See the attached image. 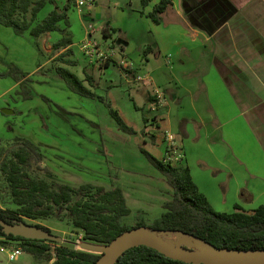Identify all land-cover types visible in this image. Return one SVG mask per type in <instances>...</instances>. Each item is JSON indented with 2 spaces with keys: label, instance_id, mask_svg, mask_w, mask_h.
<instances>
[{
  "label": "rangeland",
  "instance_id": "1",
  "mask_svg": "<svg viewBox=\"0 0 264 264\" xmlns=\"http://www.w3.org/2000/svg\"><path fill=\"white\" fill-rule=\"evenodd\" d=\"M67 1L56 0V3L63 6ZM88 1H92L95 7L94 0ZM110 1L100 2L99 16L93 19L85 16L88 6H83L82 12H79L77 0H72L69 11L74 51L72 58L77 61V65H67L56 59L58 54L53 53L52 46L62 37L61 33L51 32L37 38L29 33L20 36L13 28L0 24V163L11 155V149L17 143L16 136L27 138L39 145L44 155L30 168L33 176L56 185L70 184L76 188L85 183L104 186L106 189L120 186L132 210L130 215L123 218V222L134 226L139 216L148 223L159 217L165 211L164 203L172 198L173 189L162 172L140 151L143 147L159 159L163 154V158L167 157L163 142H167L166 134L157 125L160 120L159 113H156L158 106L152 111L153 101L148 100V94L153 95L154 89L158 86L154 88L149 86L153 89L148 90L144 87L143 81L132 76L126 77L132 81L128 83L119 64H111L105 70L101 68L108 60L121 61L117 56L121 51L114 50L113 41L110 39L106 41L101 35L102 24L110 21L116 31L114 39L127 37L129 54L126 58L132 60L136 66L143 67L141 74L151 72L154 63L149 64L144 58L146 47L143 44L150 36L147 32L150 22L141 18V11L138 8L144 9V6L140 0L132 2L118 0L125 6L124 10L121 8L113 10ZM53 8V4L46 5L39 13L38 20L44 19ZM89 25H94L96 30L93 35L101 41L98 42V49L91 53L81 47L86 27ZM107 44L110 45L109 49L106 48ZM149 58L151 59V55ZM162 65L164 69L165 63ZM14 66L28 73L30 80L24 85L9 74L15 71L12 69ZM57 66L65 67L81 79L86 76L84 71L93 75L96 87H91L87 81H84V84L91 88L97 97L83 96L70 89L67 82L58 74ZM15 74L16 77L23 79L21 74ZM25 89H30L28 98H24ZM161 90L164 92L163 88ZM99 96L107 98L124 121L138 130V133L129 134L121 130L110 114L109 107ZM55 103L72 113L68 120L58 115ZM6 108L13 110L14 113H5ZM171 118L175 122L173 114ZM181 123L180 121L179 126L177 124L171 131L176 132L179 128L180 132ZM157 138L160 140L158 144ZM181 161L176 160L173 163L182 167ZM80 198L81 195H74V200ZM0 207L10 210L19 207L1 170ZM24 220L28 224L48 227L54 234L66 240L62 244L71 248L81 250L75 245V242L79 241L101 244L85 240L84 232L73 227L68 211L63 213L61 218L25 217ZM173 240L176 243L179 241L177 236ZM4 241L6 243L2 245L9 248L22 246L16 239L4 238ZM181 246L196 249L195 242L184 243ZM22 248L24 250L23 246ZM0 264H52V262L47 259L38 260L24 250L17 261L9 260L0 252Z\"/></svg>",
  "mask_w": 264,
  "mask_h": 264
},
{
  "label": "crops",
  "instance_id": "2",
  "mask_svg": "<svg viewBox=\"0 0 264 264\" xmlns=\"http://www.w3.org/2000/svg\"><path fill=\"white\" fill-rule=\"evenodd\" d=\"M94 1L85 13L93 19L104 0ZM159 1L138 8L150 22L143 44L144 58L154 63L151 72L141 74L143 67L126 58L127 37L114 39L110 21L102 24L101 35L131 63L134 76L150 77L145 88L164 89L167 102L156 110L157 125L176 136L182 167L190 169L213 208L231 213L239 204L251 212L264 205V0H171L157 24L148 14ZM110 3L113 10L125 9L118 0ZM86 39L87 31L81 43ZM183 120L182 133L172 132Z\"/></svg>",
  "mask_w": 264,
  "mask_h": 264
},
{
  "label": "trees",
  "instance_id": "3",
  "mask_svg": "<svg viewBox=\"0 0 264 264\" xmlns=\"http://www.w3.org/2000/svg\"><path fill=\"white\" fill-rule=\"evenodd\" d=\"M72 0L64 6H59L56 0H0V24L13 28L17 35L29 33L33 37H40L47 33L58 32L62 37L52 46L56 59L67 65H77L72 58L73 38L70 31L69 11ZM151 0H141L146 7ZM48 4L54 8L48 15L38 20L39 13ZM172 5L171 0H160L148 16L153 22L159 24L163 13ZM41 50V49H40ZM118 64L108 60L105 66ZM15 71L9 72L15 76L21 85L29 81L28 73L14 66ZM58 74L67 82L70 89L83 96L96 98L93 90L85 86L87 81L91 87H96L93 75L84 71L86 76L81 79L65 67L57 66ZM21 74L23 79L16 77ZM30 89H25L24 98H28ZM109 107V112L116 120L119 128L129 134H136L134 127L128 125L120 113L112 107V103L105 97L99 96ZM47 101L51 102L46 98ZM155 97H151L154 101ZM60 117L69 119L72 114L64 107L55 103ZM161 106H158V108ZM145 122L147 117L144 118ZM180 125V131L184 125ZM155 136V134H154ZM16 145L11 149V155L5 157L0 163V170L8 181L15 203L19 206L15 210L0 207V217L8 222H24V218H47L55 216L61 218L63 213L69 212L73 227L84 232L85 240L107 244L120 234L135 227L145 226L155 230H169L195 235L219 248L229 249H264V205L251 212L237 204L231 213L216 211L205 194L194 182L190 169L181 167L157 158L151 152L141 147L149 162L166 177L167 183L172 187V198L164 203L165 211L151 223L143 217H138L134 226L123 222V218L131 214L132 210L127 204L126 196L120 186L106 189L104 186L85 183L76 188L70 184L56 185L46 179L38 178L30 173L38 159L44 155L40 146L31 140L16 136ZM81 198L74 200V195ZM51 231L48 227L36 224ZM52 232V231H51ZM0 237L16 239L21 242L24 250L38 260L51 261L52 264H96L101 254L71 248L62 243L48 240L29 239L13 234L7 235L0 225ZM1 243H6L2 240ZM116 264H195L186 263L163 255L148 246H137L129 249L119 258Z\"/></svg>",
  "mask_w": 264,
  "mask_h": 264
},
{
  "label": "water",
  "instance_id": "4",
  "mask_svg": "<svg viewBox=\"0 0 264 264\" xmlns=\"http://www.w3.org/2000/svg\"><path fill=\"white\" fill-rule=\"evenodd\" d=\"M5 113H14L11 109H4ZM0 225L3 227L7 235L13 234L29 239L48 240L63 243L66 240L42 228L38 225L28 224L24 222H8L0 217ZM179 233L203 242L207 245V249H194L174 245L164 240V237ZM75 245L81 250L92 253H99L101 257L96 264H116L126 251L137 246L151 247L163 255L180 260L186 263L195 264H264V249H229L219 248L204 241L198 236L189 235L181 232H173L169 230H155L149 227L140 226L128 230L112 242L107 244H95L91 242H75ZM55 259L52 260V262Z\"/></svg>",
  "mask_w": 264,
  "mask_h": 264
},
{
  "label": "built area",
  "instance_id": "5",
  "mask_svg": "<svg viewBox=\"0 0 264 264\" xmlns=\"http://www.w3.org/2000/svg\"><path fill=\"white\" fill-rule=\"evenodd\" d=\"M93 5L94 3L92 1L77 0V7L79 8V12H82L83 6H88L87 8H91L93 7ZM95 30L96 29L94 25H89L87 27V39L86 41H84V43H82V46H81L82 49H86L89 53H91V51L95 52L98 49V43H94L92 38H90V36H92L93 33L95 32ZM118 64L120 65V68L124 70L125 77L134 76L133 66L131 65V63L123 59L120 62H118ZM134 78L136 80L143 81L144 83H149V84L152 83L149 76L137 75V76H134ZM153 97H155V100L152 103L153 104L152 110H156L157 106H163L167 101V97L165 93L159 87H156L154 89ZM166 139H167L168 144H167V149H166L167 157L165 160L173 163L174 161L180 160V158H183L184 157L183 151L181 147L179 146L174 134L166 133ZM0 238H1L0 240H4V237H0ZM2 244H0V252L4 253L7 256V258L11 261H17L20 258V256L24 253L22 246L9 248Z\"/></svg>",
  "mask_w": 264,
  "mask_h": 264
},
{
  "label": "bare ground",
  "instance_id": "6",
  "mask_svg": "<svg viewBox=\"0 0 264 264\" xmlns=\"http://www.w3.org/2000/svg\"><path fill=\"white\" fill-rule=\"evenodd\" d=\"M175 236H177V238L179 240L177 243L174 242V240H173ZM164 240L167 241V242H170V243H172L174 245H177V246H181L184 243L187 244V243H190V242H195V248L196 249L202 250V249H207L208 248L205 243L196 241L195 239H193L191 237H188L186 235H181L179 233H172V234L164 237Z\"/></svg>",
  "mask_w": 264,
  "mask_h": 264
}]
</instances>
